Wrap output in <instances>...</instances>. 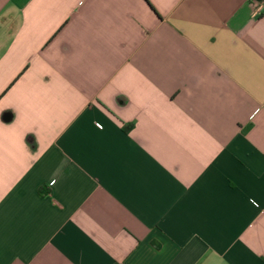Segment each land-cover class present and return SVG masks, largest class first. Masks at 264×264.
Here are the masks:
<instances>
[{
    "label": "crops",
    "instance_id": "1",
    "mask_svg": "<svg viewBox=\"0 0 264 264\" xmlns=\"http://www.w3.org/2000/svg\"><path fill=\"white\" fill-rule=\"evenodd\" d=\"M254 1L0 0V264H264Z\"/></svg>",
    "mask_w": 264,
    "mask_h": 264
},
{
    "label": "built area",
    "instance_id": "2",
    "mask_svg": "<svg viewBox=\"0 0 264 264\" xmlns=\"http://www.w3.org/2000/svg\"><path fill=\"white\" fill-rule=\"evenodd\" d=\"M253 5H254V8H255L256 11L257 10H261L262 8H264V0H260V1L255 0L253 2Z\"/></svg>",
    "mask_w": 264,
    "mask_h": 264
}]
</instances>
